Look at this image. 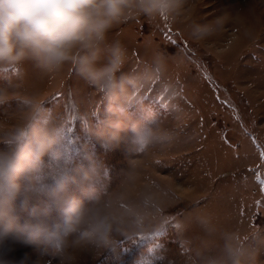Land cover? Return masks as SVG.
Listing matches in <instances>:
<instances>
[{
	"label": "rangeland",
	"instance_id": "374dc122",
	"mask_svg": "<svg viewBox=\"0 0 264 264\" xmlns=\"http://www.w3.org/2000/svg\"><path fill=\"white\" fill-rule=\"evenodd\" d=\"M197 26L207 33L199 39ZM108 40L126 49L122 72L156 70L145 104L170 138L136 151L125 133L118 148L105 147L76 120L77 113L103 114L101 94L70 67L47 73L31 63L2 70L6 77L0 71V132L17 123L21 99L35 96L71 123L72 166L87 165L92 154L107 169L102 200L140 204L147 196L151 228L131 237L148 243L136 264H199L197 250L217 252L221 241L201 230L199 216L220 231L264 237V0H183L172 17L134 16ZM10 247L7 264H97L109 251L61 261L23 242ZM254 264H264V246Z\"/></svg>",
	"mask_w": 264,
	"mask_h": 264
},
{
	"label": "clouds",
	"instance_id": "9594fccd",
	"mask_svg": "<svg viewBox=\"0 0 264 264\" xmlns=\"http://www.w3.org/2000/svg\"><path fill=\"white\" fill-rule=\"evenodd\" d=\"M182 5L183 0H0V71L25 63L47 73L70 67L106 101L102 115L95 109V115L76 114L84 130L107 148H118L126 133L134 149L143 151L170 138L145 104L157 72L150 67L122 72L126 49L120 41L109 42L108 34L137 15L172 17ZM192 34L199 39L207 33L197 26ZM5 92L0 89V104ZM18 112L17 123L0 132V264H7L10 243L16 242L46 245L61 261L74 260L80 251L105 249L119 259L118 237L151 228L144 222L148 197L140 204L102 200L96 185L107 169L92 154L85 156L87 165L72 166L76 141L71 123L35 96L23 97ZM73 185L80 195L71 191ZM34 196L44 199L32 205ZM18 199L23 209L31 206L30 219L23 222ZM196 223L221 241L215 253L197 250L199 264H254L264 246L257 231H220L207 216Z\"/></svg>",
	"mask_w": 264,
	"mask_h": 264
},
{
	"label": "trees",
	"instance_id": "16d2710c",
	"mask_svg": "<svg viewBox=\"0 0 264 264\" xmlns=\"http://www.w3.org/2000/svg\"><path fill=\"white\" fill-rule=\"evenodd\" d=\"M2 77L7 76V71H2ZM0 73V74H1ZM80 166V164H78ZM77 167V166H76ZM104 167V166H103ZM75 168V167H74ZM105 168V167H104ZM108 174L105 175V179H107ZM103 182V181H102ZM102 187L103 183L97 184V194L101 195L102 193ZM71 191L75 193L76 195H80V190L75 186H71ZM44 199L42 196H34L32 200V205H38L41 203V201ZM16 207L18 210V215L21 218V222H23L26 219H30V208L26 210L27 214L25 216H21L23 213V209L21 207V201L18 199L16 202ZM33 247L39 248L46 256L51 255L50 249L46 245H31ZM148 243L147 241H139L133 238H128L126 240H123L119 243V259H116L113 255V253L109 250L104 257L97 263V264H136V262L139 260L140 256L145 253L147 250Z\"/></svg>",
	"mask_w": 264,
	"mask_h": 264
},
{
	"label": "snow or ice",
	"instance_id": "6c2138e0",
	"mask_svg": "<svg viewBox=\"0 0 264 264\" xmlns=\"http://www.w3.org/2000/svg\"><path fill=\"white\" fill-rule=\"evenodd\" d=\"M261 158L264 159V153L261 154ZM261 190L264 191V185H262Z\"/></svg>",
	"mask_w": 264,
	"mask_h": 264
},
{
	"label": "bare ground",
	"instance_id": "6f19581e",
	"mask_svg": "<svg viewBox=\"0 0 264 264\" xmlns=\"http://www.w3.org/2000/svg\"><path fill=\"white\" fill-rule=\"evenodd\" d=\"M259 36H260V35H259ZM230 47H231V46H230ZM231 49H232V48H231ZM231 49H230V50H231ZM189 197H192V196H188V198H189ZM197 197H198V196H197ZM184 198H185V197H184ZM186 198H187V197H186ZM194 200H195V199H194Z\"/></svg>",
	"mask_w": 264,
	"mask_h": 264
}]
</instances>
